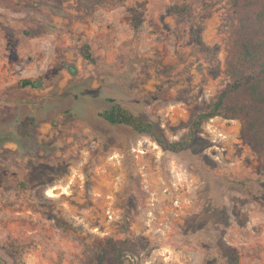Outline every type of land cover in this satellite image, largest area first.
Listing matches in <instances>:
<instances>
[{"label": "rangeland", "instance_id": "rangeland-1", "mask_svg": "<svg viewBox=\"0 0 264 264\" xmlns=\"http://www.w3.org/2000/svg\"><path fill=\"white\" fill-rule=\"evenodd\" d=\"M234 23L230 0H0L3 262L95 264L129 237L125 264H264V170L239 119L173 150L99 114L119 102L187 136L229 79Z\"/></svg>", "mask_w": 264, "mask_h": 264}, {"label": "trees", "instance_id": "trees-1", "mask_svg": "<svg viewBox=\"0 0 264 264\" xmlns=\"http://www.w3.org/2000/svg\"><path fill=\"white\" fill-rule=\"evenodd\" d=\"M235 23L228 40L226 58L229 79L216 92L208 108L198 111L189 133L182 139H165L154 124L138 117L119 102L99 112L110 123L126 124L153 137L173 150L186 148L204 120L214 116L236 118L240 134L258 155L264 170V0H230ZM142 2L133 8V23L142 22ZM89 55V54H87ZM23 86L38 84L37 79L22 78ZM138 243L129 237L108 238L95 258V264H125L126 252L136 251ZM0 264H7L0 259Z\"/></svg>", "mask_w": 264, "mask_h": 264}]
</instances>
